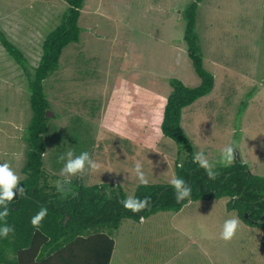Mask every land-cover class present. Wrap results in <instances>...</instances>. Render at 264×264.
I'll return each instance as SVG.
<instances>
[{"label": "rangeland", "instance_id": "rangeland-1", "mask_svg": "<svg viewBox=\"0 0 264 264\" xmlns=\"http://www.w3.org/2000/svg\"><path fill=\"white\" fill-rule=\"evenodd\" d=\"M192 1L84 0L80 41L63 50L59 68L44 81L50 119L42 158L55 183L68 151H87L103 172L86 169L70 188L98 185L124 198L139 185L136 162L148 184H168L187 160L160 123L171 79L200 84L183 39V14ZM66 9L64 0H0V33L30 70ZM195 29L214 86L182 111L193 154L203 151L222 168L220 151L234 143V159L264 176V0H201ZM31 117L26 76L0 42V162L21 180ZM232 217L240 228L225 242L219 233ZM113 231L110 264H264L263 229L241 221L223 198L189 201L179 212L127 220Z\"/></svg>", "mask_w": 264, "mask_h": 264}, {"label": "trees", "instance_id": "trees-1", "mask_svg": "<svg viewBox=\"0 0 264 264\" xmlns=\"http://www.w3.org/2000/svg\"><path fill=\"white\" fill-rule=\"evenodd\" d=\"M200 1L193 0L183 14V39L200 84L188 87L178 79H171V92L160 123L162 135L188 152L183 166L176 167L175 176L183 179L192 192L189 198L177 203L175 191L169 184L138 185L132 195L150 201L149 207L138 214L124 209L121 201L126 198L118 189L111 192L102 186H84L80 182L68 192L59 191L53 180L58 177L44 169V136L50 119L44 81L59 68L63 50L80 41L78 20L84 0H64L67 5L64 17L47 35L38 65L31 70L20 50L0 33L1 45L26 76L32 111L26 135L30 150L20 182L25 194L15 197L9 205L5 222L14 232L0 239V264H110L116 246L113 230L125 221L137 223L141 216L145 219L158 213L179 212L189 201L221 198L227 200L228 209H234L241 221L263 229L260 242L264 246V176L251 174L245 164L234 159L230 166L215 169V178L210 179L205 170L193 162V147L181 127L182 111L210 93L214 86V76L203 68L195 29ZM41 207H46L48 214L37 229L31 225V218Z\"/></svg>", "mask_w": 264, "mask_h": 264}, {"label": "clouds", "instance_id": "clouds-1", "mask_svg": "<svg viewBox=\"0 0 264 264\" xmlns=\"http://www.w3.org/2000/svg\"><path fill=\"white\" fill-rule=\"evenodd\" d=\"M239 148L237 144L229 143L227 146L221 149L219 160L217 164L223 167L230 166L236 158L235 149ZM64 161L60 174L62 179L56 181V188L59 191H70L71 181L73 177L82 175L86 169L92 172H101V165L92 159L87 151L81 152L79 155H74L72 151H68L66 157H61ZM193 162L200 168L204 169L210 179H214L216 172L213 163L209 161L206 154L203 151L195 150ZM182 167V162L177 165ZM132 171L135 173L139 182V186H147L149 181L145 176L143 170V164L136 162ZM21 178L15 170L7 162H0V239L6 238L10 233L14 232V228L9 226L5 222V218L9 214V205L15 201L14 198L19 196L20 198L25 194L24 186L20 185ZM168 184L175 191V199L177 203L189 198L192 189L186 184V182L172 175L168 179ZM110 195V194H109ZM124 209L131 211L133 214L143 212L149 207L150 201L148 198L139 199L134 195H129L126 199L122 200ZM48 214L46 207H41L31 218V225L34 228H39L41 221ZM140 222H144V217H140ZM240 228V221L237 218H227L223 221L221 230L219 233V239L225 242L231 241L237 234Z\"/></svg>", "mask_w": 264, "mask_h": 264}, {"label": "flooded vegetation", "instance_id": "flooded-vegetation-1", "mask_svg": "<svg viewBox=\"0 0 264 264\" xmlns=\"http://www.w3.org/2000/svg\"><path fill=\"white\" fill-rule=\"evenodd\" d=\"M247 214V213H246ZM250 221H253L252 219H250Z\"/></svg>", "mask_w": 264, "mask_h": 264}, {"label": "water", "instance_id": "water-1", "mask_svg": "<svg viewBox=\"0 0 264 264\" xmlns=\"http://www.w3.org/2000/svg\"><path fill=\"white\" fill-rule=\"evenodd\" d=\"M245 217H247V214H245Z\"/></svg>", "mask_w": 264, "mask_h": 264}]
</instances>
